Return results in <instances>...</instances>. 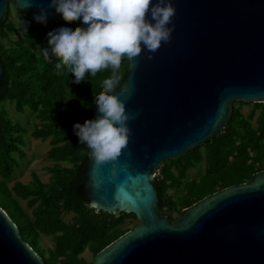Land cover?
Listing matches in <instances>:
<instances>
[{"label":"water","instance_id":"95a60500","mask_svg":"<svg viewBox=\"0 0 264 264\" xmlns=\"http://www.w3.org/2000/svg\"><path fill=\"white\" fill-rule=\"evenodd\" d=\"M171 2L170 42L152 59L142 51L129 61L113 90L135 115L127 146L117 160L100 165L87 150L81 188L91 205L133 213L138 222L93 264H264V170L185 208L176 221L160 209L156 182L165 160L220 135L234 105L264 103V0ZM49 3L0 0V25L9 11L33 19L40 7L49 12L47 23L64 20ZM97 115L95 107L89 119ZM0 264H46L1 206Z\"/></svg>","mask_w":264,"mask_h":264},{"label":"trees","instance_id":"16d2710c","mask_svg":"<svg viewBox=\"0 0 264 264\" xmlns=\"http://www.w3.org/2000/svg\"><path fill=\"white\" fill-rule=\"evenodd\" d=\"M66 23L81 25L79 19L40 24L20 14L18 21L7 19L0 25V63L6 80L0 82V206L16 223L22 238L43 258L46 264H93L83 253L88 248L94 256L129 231L123 228L133 213L112 214L97 210L83 193V169L88 162L87 149L78 142L73 124L83 123L95 110L94 97L103 90V80L111 70H102L88 81L73 83V74L65 68L57 71L55 59H45L42 47L47 33ZM27 27V31L25 28ZM22 37L11 46L4 43L13 33ZM129 60L118 69L123 81ZM15 103L16 110L29 109L38 120L31 134L50 139L47 157L54 161L51 177L43 182L36 173L33 182L17 181L12 187L5 181L25 157L22 124L15 123L1 104ZM240 104L246 102L238 101ZM236 104V103H235ZM204 162L199 177L188 178V172ZM264 170V103H253L244 114L234 105L227 127L204 146L176 159L165 160L156 175L159 206L172 221L170 212L182 210L204 197L248 182ZM174 190V193H170ZM26 200L32 216L22 206ZM66 214H72L70 220ZM50 236L53 246L45 248L42 236Z\"/></svg>","mask_w":264,"mask_h":264},{"label":"clouds","instance_id":"9594fccd","mask_svg":"<svg viewBox=\"0 0 264 264\" xmlns=\"http://www.w3.org/2000/svg\"><path fill=\"white\" fill-rule=\"evenodd\" d=\"M65 21L79 19L81 25H61L47 33L42 47L45 59H55L57 71L73 74V83L88 81L102 70H111L103 90L94 97L98 115L73 124L78 142L90 149L97 165L115 161L122 154L132 130L124 100L113 94L121 83L118 69L122 60L132 61L144 51L152 59L162 43L171 40L176 8L171 0H50ZM49 12L40 7L33 19L46 24ZM27 31V27L25 28Z\"/></svg>","mask_w":264,"mask_h":264},{"label":"rangeland","instance_id":"374dc122","mask_svg":"<svg viewBox=\"0 0 264 264\" xmlns=\"http://www.w3.org/2000/svg\"><path fill=\"white\" fill-rule=\"evenodd\" d=\"M19 16L20 14L14 11L10 19L12 21H18ZM21 37L22 34L20 32H16L11 34L10 40L3 39V41L6 45L11 46L13 42ZM1 105L2 108L6 109L13 122L22 124L24 128L22 136L25 143V146L22 147L25 151V157L21 159L18 154L14 155V157L18 159L19 164L12 176L6 178L5 181L10 187H12L17 181H21L25 184H31L33 182V174L36 173L43 182H48L51 177L49 168L54 164V161L47 157V152L51 148L50 139L43 140L32 136L31 131L34 128V124L38 120L35 118L34 113H32L29 109H26L24 113H20L16 110L15 103L10 100L3 102ZM252 108L253 106L241 107V111L244 114H247ZM204 167V162H202L198 167L190 169L188 172V178L199 177L204 172ZM0 179H3L1 174ZM169 192L174 193V190H170ZM20 202L28 214L32 216V209L28 207L27 201L20 199ZM171 212L174 217H178V219L181 217V214H179L177 210H173ZM71 217L72 214L65 215L66 220H70ZM137 224L138 222L134 218H128L122 227L133 229ZM41 244L45 248L52 247V237L43 235L41 238ZM83 256L89 261L94 262L95 260V256L88 248L84 251Z\"/></svg>","mask_w":264,"mask_h":264}]
</instances>
